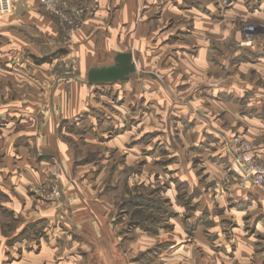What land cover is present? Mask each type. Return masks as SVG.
Returning <instances> with one entry per match:
<instances>
[{"label": "rangeland", "instance_id": "rangeland-1", "mask_svg": "<svg viewBox=\"0 0 264 264\" xmlns=\"http://www.w3.org/2000/svg\"><path fill=\"white\" fill-rule=\"evenodd\" d=\"M231 1L233 0H218L215 3L218 8V19H222L226 10L233 5ZM204 9L203 7L202 10H199L200 17L203 16ZM258 10L264 14V8L260 7ZM143 11L144 9H140L137 13L134 28L147 27L146 35L153 34V39L150 40L153 49L157 50L162 45V49L157 51L159 57L157 63L154 62L155 66L148 67L147 62L144 65L141 50L136 51L135 72L122 81L90 85L93 92V107L79 116L77 123L75 120L63 125L65 134H62V138L75 147L76 162L86 163L88 161L87 163H89L95 160L101 162L97 163L98 165L104 166L102 173H95L94 170L89 172L87 182H95L101 191L103 190L105 193L109 191L111 196V209L104 205L103 219L97 221V227L107 231V236L99 239L88 238L92 241L91 246L78 245L70 253L66 249L62 258H58L63 254L60 250H57L55 254L43 250L39 256H25L23 263L34 261L37 264H45L52 260L56 262L63 258V260H67V254H73L76 259L75 253L80 252L81 254L78 253L79 260L85 264H193L190 261V255L185 252L184 248L180 250L181 258L179 257V259L173 257V253L177 257L176 250L179 248L174 249L168 256L165 255L166 253L164 256H157V253L164 248L165 241L168 243L167 245L175 244L178 241L179 245H187L194 249L198 256L195 264H264V218L260 225V231L252 232L253 210L241 214L242 222L244 225H248L247 229L242 226L241 230L247 239V245L251 248L248 256L244 254L246 256L243 258L240 257L243 255L236 251L238 241L233 227L236 220L234 222L227 220L215 228L220 230V239L213 242L210 239H214L215 235L210 236L211 238L208 240L211 244H205L200 240H206L208 237L205 236L203 227L201 231L204 229V233L199 234V237L194 236L193 233L192 235L189 232L185 233V231L182 234V230L179 229L181 222L183 223L186 214L190 213L191 209L193 212L194 206L185 208L180 204L178 197L181 195L182 199H185L184 193H186V183L179 182L178 178L190 180L193 175L197 177L198 181L203 180L210 183L211 178L206 177L201 171L203 166L202 161L198 160L199 156L194 157L198 155V152L203 153L206 150H209L210 153L219 149L220 158L225 160V175L222 179H215L214 183L210 184L213 197L222 196L230 183H235L242 189L238 185L237 177L229 169L230 146L227 141L232 136L240 134L244 140L252 146H256L255 140L243 137V134L236 130L237 126L249 123L247 118H251V114L256 113L253 110L254 104L258 102L264 104V64L254 70L247 63L246 68L239 70L238 63H233L230 58L237 50L243 48L242 51L248 49V52L244 54L247 58L243 59L251 64L255 54L264 55V16L258 12L254 14L255 10L252 7L248 9V13L242 15V18L235 19L237 23L226 38L212 39L206 31L198 36L202 43L198 42V47H189L191 53L204 47L205 38H209L208 50L210 52L213 48L215 53L220 56L222 54L217 48H223L226 51L223 56H220L223 64H220L215 72L209 73L208 71L209 77L205 74L204 77L195 81L182 76L178 80L173 78L169 82L168 79H165L167 83L164 79L158 78L163 81L161 82L165 89H153L154 80L152 79L154 77H151L148 72L153 71L156 75L160 66H173L171 60L167 61L166 57L169 54L166 51L171 52V44L178 42L177 38L181 39V35L189 32L191 20L183 18L181 32L170 35L173 33L171 20L164 19L157 22L156 18L159 17V13H152V21L149 20L152 23L147 26L144 24H147L148 20L143 24ZM249 26H253L254 34L247 39L246 32H248L247 27ZM155 42L159 45L157 46ZM148 43L149 41L146 40V44ZM70 47L71 45L64 42L60 31L59 44L55 45L56 50L53 54L48 55L52 58L49 60L53 61V64L47 71L46 79L54 87L61 84L62 80L69 81L75 78L77 74V58L69 54ZM210 52L207 51L206 54ZM206 54L204 56H207ZM213 55L216 56L214 53ZM55 56L56 60L53 59ZM145 59L148 61L147 58ZM73 60H75L74 69L71 67ZM112 61L111 58L106 60V62ZM227 78L231 81H228ZM180 80L183 85L176 89L175 83ZM244 82L247 87L242 88L241 83ZM214 98L217 100H210ZM229 100L230 105L227 104ZM238 116L241 118L239 119ZM215 121L224 126V131L217 135V141L216 137H214L215 142H211V144L207 142L206 138L203 140L204 143L190 140L196 136V131L193 129L195 122H202L200 124L209 126L210 122ZM198 147L199 150H195ZM34 150L35 159H40L35 147ZM126 153L132 154L125 159ZM261 158L264 159L263 156ZM47 160L46 163L41 162L47 172L44 180L42 182H27L24 187L26 200H29L33 211H30L29 208L24 215L17 213L18 218H14L11 216V212L0 205V246L7 247L9 251H13L16 246H20L24 251L39 250L40 246L44 249L45 247L51 248L52 242L56 244L60 240L53 238V232L73 230L63 220V217H70L74 213L70 210L71 208L66 206L67 202H65L66 189L73 181L67 180V177L63 176L62 165L58 159ZM130 160H134V164L127 166L126 163H129ZM16 163L14 162L13 165ZM89 165L93 169H98L96 163L93 165L89 163ZM110 165L113 166V173L104 181L106 169L110 168ZM191 168L194 170L192 173H190ZM78 180L81 181V178ZM173 185L177 189V198H174ZM13 193L20 198L17 192L13 191ZM254 196L257 194L255 193ZM22 200V204H24L25 198ZM0 201L1 203L4 201L1 195ZM133 201L134 204H132ZM36 208L48 209L50 214L46 216L45 212H40ZM218 211L214 212L218 215ZM197 213L196 209L192 214H189V218L195 217ZM227 213L223 212L228 216L229 213ZM43 216L46 217L43 218ZM202 216L205 217V214L200 216L204 221ZM33 218L42 221L39 224L33 223ZM198 218L196 220L193 218L194 224L186 222L195 227L200 223ZM230 219H234L232 215ZM21 230L23 232L20 240L14 242L11 237ZM47 231H49L50 237L45 234ZM30 235L32 237L29 238ZM251 235L253 236L250 237ZM80 237L76 239L80 241ZM161 244L162 246H160ZM143 248L144 250H142ZM138 256L140 258L136 259Z\"/></svg>", "mask_w": 264, "mask_h": 264}, {"label": "crops", "instance_id": "crops-1", "mask_svg": "<svg viewBox=\"0 0 264 264\" xmlns=\"http://www.w3.org/2000/svg\"><path fill=\"white\" fill-rule=\"evenodd\" d=\"M96 1L99 8L95 16L84 19L81 26L71 37L69 54L77 58V74L75 78L69 81L62 80L61 84L55 87L46 79L47 71L53 64L48 55L53 54L56 50L55 45H58L60 40V30L55 19L34 0H15L11 13L0 18V195L4 200L2 203L0 201V205L11 212V216L14 218H18L17 213L24 215L29 208L30 211H33L29 200H26L25 184L31 181L42 182L47 172L41 162L46 163L47 159L56 158L61 162L63 176L65 175L67 180L73 181L66 189L65 202H67L66 206L74 212L70 217H63L64 222L73 230L66 229L65 232H53V238L60 240L56 244L52 242L51 248L45 247L44 249L40 246L39 250L24 251L20 246H16L13 251H9L7 247L0 246V264H37L34 261L23 263V258L27 255L39 256L43 250L53 254L60 250L63 254L58 258H62L66 249L70 253L78 245L91 246L92 241L88 238L99 239L107 236V231L97 227V221L103 219L104 205L111 209V196L109 191L107 193L101 191L95 182H87L89 172L94 170L95 173H102L104 166L98 165L97 163L101 162L95 160L89 163H92V165L96 163L98 169H93L87 163L88 161L77 163L75 147L62 138V134H65L63 133V125L75 120L77 123L79 116L93 107V92L86 82V73L91 67L107 65L111 63L106 62L107 59H113L116 53L125 51L132 53L136 66L135 52L139 50L142 52L144 65L147 62V66L150 67L155 66L154 62L157 63L159 57L157 51L162 49V45L157 50L153 49L154 47H151L150 44L153 34L146 35L147 27L134 28L137 13L140 9H144L143 24L148 20V23L144 25H151L152 22H149V20L152 21V13H159V17L156 18L157 22L164 19L171 20L173 23V30L171 31L173 33H170V35L181 32L183 18L191 20L189 32L181 35V39L177 38L178 42L171 44V52L166 51L169 54L166 57L167 61L171 60L173 66H160L156 75L153 71L148 72L151 77H154L152 79L154 80L153 89H165L162 85L163 81L158 78L168 79L169 82L173 78L178 80L184 76L196 81L204 77L205 74L209 77L208 71L209 73L211 71L215 72V70H218V66L223 64L220 56L226 53L225 49L217 48L222 54L220 56L215 53L213 48L210 52L208 50L209 38H205L203 48L196 49L195 53L189 51V47H198V42L202 43L198 38L200 34L206 31L212 39H217L216 37L226 38L229 36L230 30L235 27L236 18H242L248 13V9L252 7L255 10L254 14L256 12L263 14L258 9L260 7L264 8L263 0H233L231 1L233 5L226 10L224 17L218 19V8L215 4L218 0ZM203 7L205 8L203 10L204 14L200 17L199 10H202ZM146 40L149 41L148 44H146ZM156 45L159 44L156 43ZM242 50L244 48L237 50L230 58L233 63H238L239 70L246 68L247 63L254 70L264 64V55L261 53L253 56L251 60L253 63L251 64L243 59L247 58L244 54L248 52V49L246 51ZM207 51L210 53L206 54ZM205 54L207 56H204ZM53 59L56 60V56ZM230 76L231 72L229 78ZM229 78L227 80L231 81ZM165 82L167 83L166 80ZM182 85L181 80L175 83L176 89ZM241 86L242 88L247 87L245 82L241 83ZM168 88L170 89V87ZM261 97L263 98V95ZM210 100L216 101L217 99ZM229 103H231L230 100L227 101L228 105H230ZM253 106L256 113H252L251 118H247L249 123L237 126L236 132H241L243 137L255 140L256 153L264 157V104L258 102ZM238 118L241 117L238 116ZM242 122H244L243 119ZM200 123L202 122H195L193 129L196 131V136L191 138V141L204 143L203 140L206 138L207 142L211 144V142H215L214 137L217 141V135L224 131V126L217 121L210 122L211 125L209 126L205 124L206 128L204 124ZM34 147L40 157L38 160L35 159ZM202 148L204 149V147ZM195 150H199V147ZM205 152H198V155L194 157L199 156L198 160L202 161L201 171L206 177L211 178L209 184L203 180L198 181L197 177L193 175L190 180H180L178 178L179 182L186 183L185 199L179 197L180 204L185 208L194 206L193 212L196 209L198 210L195 217H191V215V218H189V214L193 213L191 209L190 213L186 214L183 223L180 220L179 229L182 230V234L185 231V233L189 232L191 235L193 233L197 237L202 232L204 233L205 229L204 234L208 237L206 240H200L205 244H211L208 240V238H211L210 236L215 235L214 239H210L213 242L220 239V230L215 228H218L221 223L227 220L232 222L236 220V224L233 225L235 237L238 241L236 251L238 254L243 255L240 257L244 258L246 256L244 254L248 256L251 248L247 245V239L241 230L242 226H245L246 229L248 227L247 224L244 225L242 222L241 214L253 210L254 220L251 231H260V225H262V219L264 218V202L262 203L264 195L256 189L246 192L237 187L235 183H230L225 188L226 191L222 196L213 197L210 184L214 183L215 179H222L225 175V160L220 158L219 149L210 153L209 150ZM130 154L132 153H126L125 159ZM133 161L130 160L129 163H126L127 166H132ZM14 162L17 163L13 165ZM112 167L106 169L104 181L106 178L111 177ZM193 171V168H191L190 173ZM78 178H81V181ZM173 188L174 198H177V189L174 185ZM13 191L17 192L20 198L16 197ZM255 193L257 196H254ZM24 198L25 202L22 204ZM36 209L45 212L46 216L50 214V211H47L48 209ZM216 210H219L218 215L214 212ZM223 212H228V216L224 215ZM204 214L205 217L202 216L204 221H202L200 216ZM231 215L234 219H230ZM46 216H43V218ZM193 218L195 220L198 218L200 222H197L198 224L195 227L189 225V223L195 221ZM32 221L39 224L42 220L33 218ZM202 227L204 228L203 231H201ZM22 232L23 230L18 231L11 239L14 242L20 240ZM45 234L50 237L49 231ZM77 237H80L81 240L76 239ZM167 244L166 241L163 243L164 248L157 253V256H164V253L168 256L174 249L179 248V250H176L177 257L173 253V257L179 259L180 250L184 248L185 252L190 255V261L193 264H195L196 259L198 260L196 252L190 246L179 245L178 241L175 244ZM223 247L225 248L224 245ZM78 253H75L76 259L73 254H67V260H63V258L57 262L55 260L47 261L45 264H85L79 260L80 255ZM227 253L229 254V251ZM140 256L136 259H139Z\"/></svg>", "mask_w": 264, "mask_h": 264}, {"label": "built area", "instance_id": "built-area-1", "mask_svg": "<svg viewBox=\"0 0 264 264\" xmlns=\"http://www.w3.org/2000/svg\"><path fill=\"white\" fill-rule=\"evenodd\" d=\"M15 0H0V18L11 13ZM43 6L55 19L65 43L71 45L73 33L84 19L93 17L99 8L96 0H34ZM264 1V0H263ZM247 39L254 34L253 26L247 27ZM75 67V60L71 63ZM229 169L238 179V185L244 190L256 189L264 194V159L255 151V147L240 135H234L227 141ZM226 142V143H227Z\"/></svg>", "mask_w": 264, "mask_h": 264}, {"label": "water", "instance_id": "water-1", "mask_svg": "<svg viewBox=\"0 0 264 264\" xmlns=\"http://www.w3.org/2000/svg\"><path fill=\"white\" fill-rule=\"evenodd\" d=\"M112 60L107 65L91 67L86 73L87 84L100 85L122 81L135 72V63L130 51L118 52Z\"/></svg>", "mask_w": 264, "mask_h": 264}, {"label": "trees", "instance_id": "trees-1", "mask_svg": "<svg viewBox=\"0 0 264 264\" xmlns=\"http://www.w3.org/2000/svg\"><path fill=\"white\" fill-rule=\"evenodd\" d=\"M178 197L182 198V197H181V195H179ZM132 204H134V201H133V203H132ZM167 212H169V210H167Z\"/></svg>", "mask_w": 264, "mask_h": 264}]
</instances>
